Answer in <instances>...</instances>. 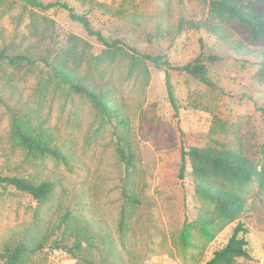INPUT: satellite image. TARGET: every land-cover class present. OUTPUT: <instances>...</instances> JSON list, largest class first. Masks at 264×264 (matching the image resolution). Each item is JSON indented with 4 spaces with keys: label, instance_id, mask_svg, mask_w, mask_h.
I'll list each match as a JSON object with an SVG mask.
<instances>
[{
    "label": "rangeland",
    "instance_id": "obj_1",
    "mask_svg": "<svg viewBox=\"0 0 264 264\" xmlns=\"http://www.w3.org/2000/svg\"><path fill=\"white\" fill-rule=\"evenodd\" d=\"M39 1L66 5L116 44L106 47L89 36L63 7L0 0V50L31 60L0 63V177L52 185L39 203L0 184V253L29 228L23 264H205L242 224L248 257L235 264H264V190L258 182L238 190L244 212L227 225L217 220L210 238L201 218L213 215V207L195 193L189 164L180 177L181 152L189 148L239 154L258 171L264 166V83L257 76L264 40L217 14L213 0ZM236 3L264 18V0ZM142 55L161 56L172 68L198 61L209 83L157 69ZM58 62L70 68L75 83L109 90L126 125L108 121L61 81L51 69ZM13 119L46 130L67 163L17 145ZM65 216L70 229L58 228ZM81 228L79 250L50 248L53 241L71 247Z\"/></svg>",
    "mask_w": 264,
    "mask_h": 264
},
{
    "label": "trees",
    "instance_id": "obj_2",
    "mask_svg": "<svg viewBox=\"0 0 264 264\" xmlns=\"http://www.w3.org/2000/svg\"><path fill=\"white\" fill-rule=\"evenodd\" d=\"M24 3L33 5L39 8H49L54 5L63 7L69 12V18L81 24L85 32L95 37L98 42L106 47H113L116 43L109 44L102 35L94 31L90 22L84 16H78L68 9L66 5L47 4L43 5L39 0H20ZM237 0H213L211 1V9L217 14L228 16L230 19L236 20L238 23L246 25L251 32L253 40H264V18H257L250 15L244 7L239 6ZM179 27H182L180 22ZM216 30V28H214ZM77 40V38H72ZM144 60L152 63L157 69L166 67V69H175L179 72H185L188 75L199 79L204 83H209L204 77V66L198 61L187 64L183 67L172 68L170 64L163 60L161 56L142 55ZM39 61L47 62L45 58H39ZM217 57H209L208 61L211 63L217 62ZM31 62L30 56L27 55H10L4 50H0V63L7 62L8 64H16L18 62ZM259 70L257 76L260 81L264 83V52L261 54L259 62ZM50 66V65H49ZM54 73L60 77V80L71 84V89L78 95L86 97L93 106L100 110L106 116L108 121L115 119L120 126H125V120L120 114V111L114 109L113 96L110 95L109 90L103 88L96 89L90 86L83 85L79 82L75 83L72 80L73 74L70 68L62 62L51 65ZM164 82L166 86V93L171 103H174L173 90L169 82L168 73L165 72ZM264 113V112H263ZM12 137L14 141L22 147L25 151L34 156L50 157L56 161L67 163V158L63 151L51 143V138L48 132L42 128L35 130L24 124L21 119H13L12 121ZM123 143V140L121 139ZM120 145V144H119ZM119 153L122 158L126 156V151L123 147H119ZM181 167L180 177H183L185 167L190 165V176L195 193L205 200L213 207V215H204L201 218V231L205 235L213 236V232L218 226L217 220L224 225L235 222L240 218L245 209V200L239 193V189L252 181H257L259 188L264 190V166L260 171L256 166L239 154L231 152H212L209 150H202L197 148H189L181 152ZM8 183L15 186L17 189L28 193L34 200L42 203L51 192V183L49 181H42L34 183L30 180L16 177H0V184ZM129 202H134L135 196L131 193L124 194ZM64 225L65 228L70 229L68 225V216L62 219L58 228ZM123 225V224H121ZM80 232H83L81 228ZM75 233V242L69 247L61 244V242L53 241L50 248L54 251L65 252L72 254L73 251L81 248L83 233ZM247 230L238 224L229 238L226 245L219 251H216L212 258L205 264H235L237 259L248 257L246 251V242L244 235ZM31 230L27 228L26 234L19 240L12 243H6L3 246L2 253H0V264H23V257L29 249V236ZM240 235V237H239ZM41 245L37 246V250Z\"/></svg>",
    "mask_w": 264,
    "mask_h": 264
}]
</instances>
